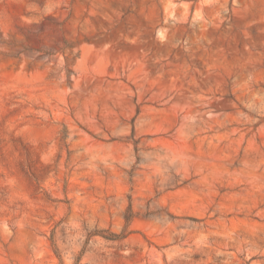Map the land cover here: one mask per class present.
<instances>
[{"label": "rangeland", "instance_id": "374dc122", "mask_svg": "<svg viewBox=\"0 0 264 264\" xmlns=\"http://www.w3.org/2000/svg\"><path fill=\"white\" fill-rule=\"evenodd\" d=\"M0 264H264V0H0Z\"/></svg>", "mask_w": 264, "mask_h": 264}, {"label": "trees", "instance_id": "16d2710c", "mask_svg": "<svg viewBox=\"0 0 264 264\" xmlns=\"http://www.w3.org/2000/svg\"><path fill=\"white\" fill-rule=\"evenodd\" d=\"M130 220H131V217L126 216V221L129 222ZM112 236H115V237H116V236H118V235L113 234Z\"/></svg>", "mask_w": 264, "mask_h": 264}]
</instances>
